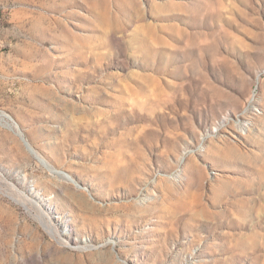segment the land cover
Returning <instances> with one entry per match:
<instances>
[{
    "label": "rangeland",
    "instance_id": "374dc122",
    "mask_svg": "<svg viewBox=\"0 0 264 264\" xmlns=\"http://www.w3.org/2000/svg\"><path fill=\"white\" fill-rule=\"evenodd\" d=\"M0 264H264V0H0Z\"/></svg>",
    "mask_w": 264,
    "mask_h": 264
}]
</instances>
